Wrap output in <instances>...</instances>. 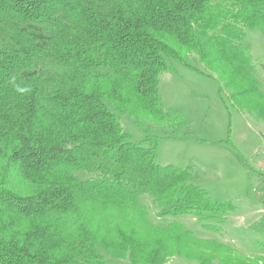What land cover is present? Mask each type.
Listing matches in <instances>:
<instances>
[{"label":"trees","instance_id":"1","mask_svg":"<svg viewBox=\"0 0 264 264\" xmlns=\"http://www.w3.org/2000/svg\"><path fill=\"white\" fill-rule=\"evenodd\" d=\"M246 31L264 39V0H0V264H254L177 221L235 207L212 201L188 169L158 165L149 133L174 121L160 75L191 56L220 97L264 120ZM121 116L143 141H130Z\"/></svg>","mask_w":264,"mask_h":264},{"label":"rangeland","instance_id":"2","mask_svg":"<svg viewBox=\"0 0 264 264\" xmlns=\"http://www.w3.org/2000/svg\"><path fill=\"white\" fill-rule=\"evenodd\" d=\"M244 44L254 59L256 79L264 92V39L259 32L246 31ZM188 65L168 62L166 71L159 77L162 107L172 112L174 121L169 127L149 131L160 139L156 163L188 169L212 201L231 202L235 210L226 215L207 216L202 222L193 217L177 221L194 238L217 242L231 248L239 257L263 264L264 120L232 107L227 92L220 97V84L215 77L193 70L208 73L195 56L189 58ZM120 123L131 142L145 139V133L132 118L121 116ZM149 125L144 123L146 128ZM240 201H246L250 210L236 212ZM140 204L146 209L149 221L158 224V210L152 199L141 197ZM205 225L214 230H206ZM242 235L252 242L250 248L244 247L246 252L239 249L243 245ZM182 259L177 257V264H197ZM257 259L262 260L256 262ZM107 260L108 264H114L112 258Z\"/></svg>","mask_w":264,"mask_h":264},{"label":"crops","instance_id":"3","mask_svg":"<svg viewBox=\"0 0 264 264\" xmlns=\"http://www.w3.org/2000/svg\"><path fill=\"white\" fill-rule=\"evenodd\" d=\"M260 165V164H259ZM261 166V165H260ZM248 210L249 208H248V203H246V201L245 202H242V201H240L239 202V206L236 208V212H244L243 210ZM242 210V211H241ZM250 210V209H249ZM242 238H241V240H240V243H242L243 245L241 246V245H239V249H240V251H243V252H246L247 251V249H244V247L245 246H247V247H249L250 248V245H251V240L249 239V238H246V236H244V235H242L241 236ZM264 251V250H263ZM262 256H264V253H263V255ZM108 257H106V259H107ZM177 257H173V258H170L165 264H177L178 262H176L177 260ZM181 259V258H180ZM112 260H114L113 261V263L114 264H121V263H124L125 264V262H128L129 263V261L127 260V259H124V260H115V259H112ZM111 260V261H112ZM182 260H184V259H182ZM184 261H186V260H184ZM187 263H190V262H188V261H186ZM192 264V263H191Z\"/></svg>","mask_w":264,"mask_h":264},{"label":"clouds","instance_id":"4","mask_svg":"<svg viewBox=\"0 0 264 264\" xmlns=\"http://www.w3.org/2000/svg\"><path fill=\"white\" fill-rule=\"evenodd\" d=\"M15 91L20 94V95H26L27 93H29L31 91V88L28 86L25 87H21L19 85L15 86Z\"/></svg>","mask_w":264,"mask_h":264},{"label":"built area","instance_id":"5","mask_svg":"<svg viewBox=\"0 0 264 264\" xmlns=\"http://www.w3.org/2000/svg\"><path fill=\"white\" fill-rule=\"evenodd\" d=\"M255 191V190H254ZM259 264H261V263H259Z\"/></svg>","mask_w":264,"mask_h":264}]
</instances>
